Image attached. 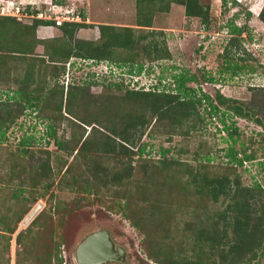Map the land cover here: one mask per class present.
<instances>
[{"label":"rangeland","instance_id":"rangeland-1","mask_svg":"<svg viewBox=\"0 0 264 264\" xmlns=\"http://www.w3.org/2000/svg\"><path fill=\"white\" fill-rule=\"evenodd\" d=\"M57 1L0 0V25L1 17L20 14L16 6L23 9L31 4V11L33 8L39 10L38 14H33L26 9L27 12L22 11L26 15L16 20L21 27L17 29L21 30L17 32L21 33L18 37L32 45L29 48L34 56H30L32 61L27 63V60L22 62L24 60L11 57L0 63V102L8 103V108L14 111L11 127L0 139V264H16L18 257L25 259L18 256V250L26 246L30 261L40 264L44 260V256L35 255L37 250H34L41 242L44 224L37 223L33 227L31 223L40 212L48 211L57 203L74 207L66 224L69 228L64 230L69 243L62 251L64 264H79L78 245L99 230L108 231L115 245L126 251L123 260L101 264H153L143 250V229L134 226L133 221L143 227V216L150 213L155 204L166 213L168 207L177 210L181 218H190L197 212L205 215L204 207L195 205L203 204L199 201L200 194L195 189L194 193L172 192V181L158 189L157 183L163 179H158L153 169L143 167V163L148 162L143 160V155H136L134 161L127 157L122 161L115 155L99 156V167L93 173L86 167L88 162L86 164L84 154L81 157L75 151L71 155L58 147V140L64 141L69 150L78 148L92 126L106 132L99 123L107 122L111 103L121 102L127 90H153L160 82L168 86L174 74H193L198 80L189 85L196 89L197 97L208 94L217 104L218 95L222 94L235 99L249 115L246 118L236 116L223 105H219V113H210L208 101L203 99L197 113L184 124L173 126L171 121L153 120L152 131L148 129L137 142V146H146L144 156L149 158V165L153 168L164 149L168 150L166 157L186 161L193 167L203 168L202 171L207 169L210 174L231 173L234 177L237 172L243 184L258 182L264 186V22L259 16L264 0H227L226 3L224 0H201L210 11L208 26L200 17L187 16L185 6L173 0H156L151 5L147 3L149 7L143 4L142 10L138 0H64L62 5L56 4ZM83 6L86 19L67 13H77ZM35 17L46 21L55 19L58 25L36 24ZM146 17H150L151 26L139 25L147 20ZM67 21L88 25L77 28L64 24ZM233 22L244 29L242 34L231 33ZM104 23L120 26L119 32H134L136 36L145 37L138 42L139 48L131 51L132 60L127 63H142L141 74H131L130 66H117L112 62L111 59H122L125 55L121 48L101 61L51 53L61 44L74 48V52V45L85 40L101 42L100 27ZM233 38L239 40L238 44H232ZM160 41L164 43L158 46L159 51L153 53L154 47L146 50L145 46ZM227 48L231 55L236 52L235 57H231L233 61L246 66L244 72L235 75L232 70L226 71L230 59L226 55ZM168 52L167 58L157 57ZM252 65L256 70L248 72ZM24 68L37 74L33 80L26 79ZM25 85L28 97L24 95V99L18 88ZM68 89L73 91L71 100L67 99ZM36 95L39 99L35 106ZM23 104H26L25 109H22ZM69 108L73 110L71 115ZM2 114L0 112V118ZM82 118L87 125H81ZM191 125L196 127L191 128ZM225 125L233 127L231 131L236 142L229 138ZM52 127L56 130L54 135L50 133ZM100 136L101 133L96 139ZM231 146L255 154L254 160H244L243 165L229 163L227 154L231 153ZM242 151L237 153L239 158L244 157ZM207 157L211 160L205 159ZM68 166L72 169L67 173ZM117 173L119 175H115ZM147 174L155 181L151 192L146 189L149 185ZM180 174L185 175L183 171ZM82 187H90L91 193L87 194ZM215 203L221 206L220 202ZM33 208H37V212L25 221ZM26 210L28 212L14 232L5 230ZM30 225L32 230H29ZM21 232L23 244L17 241Z\"/></svg>","mask_w":264,"mask_h":264},{"label":"trees","instance_id":"trees-1","mask_svg":"<svg viewBox=\"0 0 264 264\" xmlns=\"http://www.w3.org/2000/svg\"><path fill=\"white\" fill-rule=\"evenodd\" d=\"M153 1L156 0H138L137 2L141 9L143 8V4L149 7ZM173 1H177L179 4L185 6L187 16L200 17L206 26L209 25L210 11L208 6L204 5L201 0ZM224 2L226 3L227 0H224ZM56 4L62 5L65 4V2L64 0H59ZM30 7L31 4H29L26 9H29L33 14H38V8H33L31 11ZM84 7L85 6L79 8L78 12L83 19H86L87 14ZM82 8H84L83 11ZM168 9L169 7L167 10ZM259 16L264 22V7ZM1 19L0 63H5L11 57L14 60H24L22 62L27 60V63L32 61L33 58H30L32 54L29 52V48L32 45L25 43L20 39V36L18 37L21 33L17 34V32L21 30L17 29L21 27L19 23L16 22L17 17L5 16L1 17ZM35 23L56 25L55 19L46 21L36 17ZM64 24L68 26L72 25L77 28L88 25L87 23H70L68 21ZM150 24L151 19L148 17L145 22L139 25L148 27L151 26ZM119 27L120 26H116L112 23L101 24V42L85 40L82 43H78L76 46L74 45V52V48L70 47V49L66 47L65 44H61L59 49L51 53L54 55L60 52L66 54L68 58L76 56L101 61L107 60L112 52L121 48L123 49L122 52H124L125 55L127 54V56L124 55L125 57L123 56L122 59L118 60L111 59L112 62L117 64V66H130V73L139 75L143 71V64L134 62L130 64L127 63L132 60L130 56L131 51H135L136 48L138 49V42L145 37H142V35L136 36L134 32H119ZM232 27V34L236 33L240 35L244 31L243 28L235 25L234 22ZM127 28L130 29L133 27ZM73 31L74 28L68 32L71 33ZM233 41L235 42L232 44L236 45L239 40L233 38ZM163 43L164 42L160 41V43L147 47L145 46V48L147 50L154 47L155 50L153 53H155V51H159L157 49L158 46ZM53 48H56V46ZM231 53L232 52L227 48L226 55L229 56L230 59H228L229 64L228 67L225 68L226 71L232 70L235 75L244 72L246 66L239 64L238 61H233L236 52H234L233 55H231ZM169 55L168 52L166 55L160 56L159 54L157 57L167 58ZM40 61L43 62V59H40ZM24 69H26L25 77L27 80H33L34 76L37 75L30 69ZM255 70L256 67L252 65L249 67L248 72H254ZM171 78L172 81H169L168 86L160 82L159 85L156 84V86L153 87V90H127L121 102L116 104L111 103L109 108L110 111L107 113L109 117L107 122L99 123L103 129L105 128L106 132L99 129L98 126H92V131L84 137V140L81 141L79 146L77 144L78 148L72 147V149L69 150L66 143L60 140H58V147L66 149L71 155L75 151H77L78 156L82 157L84 154L87 160H85L86 164L88 162L86 167L90 168V171L93 173H95L99 167V156L115 155L114 157L118 159L121 158L122 161H125L126 157L130 159V161H134L136 155L139 157L143 155V160L148 161L143 163V167L153 169V174H155L158 179H163V182L158 181V189H163L167 181H172L174 183V186L171 187V189H173L172 192L178 190V193H192L193 189H195L194 191L200 194L199 201L203 204L195 205H202L204 207L202 211L205 212V215L197 212L190 218H181L177 210L168 207V213H166L164 208H156L155 204L150 213L143 216V221L145 220L143 227L139 222L133 221L134 226L143 229V250L148 256V259L153 261V264H264V186L262 184L256 182L254 185H245L242 183L237 172L234 177L231 173L210 174L207 169L202 171L203 168L193 167L186 161H181L180 159L174 160L166 157L168 150L164 149L160 152L162 157L152 168L149 165V158L144 156L146 146H137V142L146 135L147 130L152 126L153 120H155V122L171 121L170 124L173 126L184 124L197 113L203 99L208 101L210 113H219L221 109L219 105H223L236 116L246 118L249 115L241 105L237 104L235 99L222 94L218 95L219 102L217 104L213 103L208 94L197 97L198 92L189 85L190 82L198 80L193 74L186 75L184 72H180L179 74L172 75ZM206 79L211 80L212 78ZM26 87L27 85L18 88L24 99L26 98L25 96H27L24 92ZM53 92L55 91L53 90ZM61 94L64 97V91ZM72 96L73 91L68 89L67 99L71 100ZM38 99L39 96L36 95L33 99V105L36 106L38 104ZM30 100H32V98ZM62 103L63 100L59 106L60 111H62L63 108ZM24 106H26V104H23V108H21L25 109ZM8 107V103L6 105L5 102H0V112H3L2 118H0V139L4 137L6 130H9L11 127L12 112L14 111L13 108L11 109ZM72 111L73 110L70 109L68 113L71 115ZM82 121V126L88 124L84 121V118H82ZM111 125H114L115 128H112ZM4 126L5 129H3ZM49 127H51V124H49ZM190 127H196V125H191ZM232 128L233 127L229 125L224 126V129L229 133V138H232V140L236 142L237 139H233L234 132L231 131L233 130ZM51 130L50 133L54 135L53 132L56 131L55 128L52 127ZM150 131H152V129H150ZM234 131L235 133L237 132L236 128ZM100 133V138L96 139V136ZM229 151L231 153H228L227 156L229 157V163H234L233 165H243L244 160H254L255 154H248L244 150H237L234 146H231ZM238 151L244 152V157L239 158L237 156ZM205 159L211 160L208 157ZM180 162L183 163L181 164ZM199 166L206 167L203 164H199ZM62 168L63 167H61L60 170ZM71 169L72 166H68L66 172L68 173ZM181 171H183L185 175L180 174ZM115 175L119 174L117 173ZM147 175L149 185L146 189L151 192L152 185L155 181L151 180L149 174ZM82 188L87 194L91 193L90 187ZM34 201H37V199ZM215 202H220L221 206H216ZM73 208L74 207H69V205L61 206L60 203H57L54 207L51 206L48 211L40 212L32 221L31 225L33 224V227L37 223H43L45 227L40 235L41 237L39 240H41V242H39L34 249L37 250L35 255L41 253L44 256V260H42L40 264H64L62 251L63 247L69 244L67 242V233L65 234L64 230L66 231V227L67 229L69 228L66 224L68 223V216L73 214ZM211 209L213 210L210 211ZM28 210L20 213L15 220L16 223L14 222L11 226L8 225L9 228L5 230L11 233L14 232L18 222ZM1 219L3 220L4 218L2 217ZM179 222L182 223L181 226H179ZM31 225L29 230H32ZM22 235L23 232L18 236L17 241L19 244H23ZM171 241L177 242L172 243ZM7 247L9 248V245ZM25 252L26 254L24 255ZM20 255L27 260H22L21 257H18L16 264H34L27 255V246L22 250H18V256Z\"/></svg>","mask_w":264,"mask_h":264},{"label":"water","instance_id":"water-1","mask_svg":"<svg viewBox=\"0 0 264 264\" xmlns=\"http://www.w3.org/2000/svg\"><path fill=\"white\" fill-rule=\"evenodd\" d=\"M126 251L116 246L106 230H99L88 235L78 245L76 257L79 264H101L107 261H121Z\"/></svg>","mask_w":264,"mask_h":264},{"label":"built area","instance_id":"built-area-1","mask_svg":"<svg viewBox=\"0 0 264 264\" xmlns=\"http://www.w3.org/2000/svg\"><path fill=\"white\" fill-rule=\"evenodd\" d=\"M29 6V5H28ZM27 6V7H28ZM16 8V10H17V12L18 13H20V14H16V17H18V19H19V17H20V15L22 16V15H26V13H23L22 11H24V12H27V10H26V8H23V9H21L19 6H16L15 7ZM67 13H69V12H67ZM40 14V13H39ZM57 22H60V20L59 21H57ZM61 24V23H60Z\"/></svg>","mask_w":264,"mask_h":264},{"label":"bare ground","instance_id":"bare-ground-1","mask_svg":"<svg viewBox=\"0 0 264 264\" xmlns=\"http://www.w3.org/2000/svg\"><path fill=\"white\" fill-rule=\"evenodd\" d=\"M39 208V207H38ZM41 208V207H40ZM34 210H32L33 211V213H30V215L29 216H27L26 217V219H25V221H27V220H30L31 219V217L33 216L32 214H34V212L36 211V209L37 208H33ZM37 212V211H36ZM24 224V223H23Z\"/></svg>","mask_w":264,"mask_h":264},{"label":"clouds","instance_id":"clouds-1","mask_svg":"<svg viewBox=\"0 0 264 264\" xmlns=\"http://www.w3.org/2000/svg\"><path fill=\"white\" fill-rule=\"evenodd\" d=\"M264 7V6H263ZM263 7H262V9H263ZM262 9H261V11H262ZM261 11H260V13H261ZM72 16H80V14L77 12L76 13V11L73 13V12H69ZM260 15V14H259ZM82 17V16H81ZM56 25H58V24H56Z\"/></svg>","mask_w":264,"mask_h":264}]
</instances>
